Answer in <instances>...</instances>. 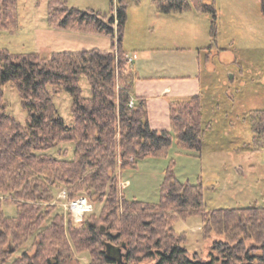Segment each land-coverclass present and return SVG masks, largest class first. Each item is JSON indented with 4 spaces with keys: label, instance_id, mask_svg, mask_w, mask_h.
<instances>
[{
    "label": "trees",
    "instance_id": "trees-1",
    "mask_svg": "<svg viewBox=\"0 0 264 264\" xmlns=\"http://www.w3.org/2000/svg\"><path fill=\"white\" fill-rule=\"evenodd\" d=\"M10 1L14 0H0L3 14ZM128 1L117 0L116 12L109 15L71 7L67 0L49 1L52 26L117 35L118 41L113 39L109 50L57 51L43 56L37 52L15 54L0 47V225L15 224L26 238L44 230H64V225L71 234L82 231L77 245L85 247L92 258L86 264H139V252L157 258L152 264H264V207L200 211L202 183L181 182L172 169L167 171L157 203L128 199L120 192L119 166L134 165L147 155L165 154L174 138L182 147L201 153L205 135L202 92L171 102V129L150 125L147 101L135 94L137 73L122 45ZM155 3L162 13L189 9L207 13L211 42L206 50L222 49L217 41L219 12L214 1ZM261 4L264 13V0ZM3 14L0 23L6 24L9 20ZM82 76L90 84L88 96L80 84ZM8 82L22 96L28 112L24 124L8 113L3 91ZM61 90L72 96L73 125L55 105L53 92ZM250 121L255 145L264 148V109L252 110ZM66 142L75 145L72 158L61 157L67 150L60 145ZM54 148L59 156L51 152ZM62 188L69 198L86 193L93 203L102 204L101 211L87 213L77 226L71 215L55 211ZM8 201L18 207L14 217L4 212L3 203ZM188 210L203 214L207 235L213 231L224 234L213 243L209 260L189 257L184 235L174 230L176 216L183 217ZM115 224L118 231L109 230ZM232 228L241 235H231ZM4 231L0 226V236ZM123 236L126 238L121 239ZM250 237L254 241L248 244Z\"/></svg>",
    "mask_w": 264,
    "mask_h": 264
},
{
    "label": "rangeland",
    "instance_id": "rangeland-1",
    "mask_svg": "<svg viewBox=\"0 0 264 264\" xmlns=\"http://www.w3.org/2000/svg\"><path fill=\"white\" fill-rule=\"evenodd\" d=\"M49 1H10L5 14L0 11L9 20L6 24L0 23V47L15 54L37 52L50 56L57 51L92 48L109 50L113 39L118 41L117 35L112 37L101 31L52 26L49 22ZM114 2L67 0L71 7L94 9L108 15L116 12L117 0ZM224 2H219L220 7L224 6ZM128 3L122 45L128 54H133L135 46H153L152 35L158 33L159 26L158 22L154 24L158 8L154 0H129ZM190 10L195 9L187 11ZM224 10V13L218 10L217 41L222 49L202 51L205 129L202 152L186 149L174 138L165 154L147 155L134 165L119 166V190L128 199L159 202L167 171L172 169L181 182L202 183L204 204L200 211L207 212L220 207H264V148L255 145V133L250 121L252 110L264 109V13L261 0H240L227 5ZM207 22L211 35L210 16ZM206 55L209 61L205 60ZM80 84L84 95H90V84L85 76H82ZM3 91L8 102V113L23 124L26 123L28 112L23 106L20 92L9 82L3 85ZM53 97L59 113L69 125H73L71 94L61 90L53 92ZM60 146L67 150L61 157L74 156L73 142ZM56 150L54 148L51 152L55 154ZM131 161H135V158ZM119 164H123L120 159ZM65 200L59 198L55 201L58 209L55 211L62 210L67 217L71 215L73 222L81 226L83 219H76L65 208ZM93 205L94 211L99 213L102 204L94 202ZM3 209L7 216L18 214V207L13 201L4 202ZM197 211L188 210L183 217L176 216L172 225L174 230L184 235L189 257L209 260L213 243L223 238L224 234L213 231L207 235L204 231V216ZM0 226L6 229L0 236V264H48V261H51L50 264H86L92 261L90 253L83 250L85 247L77 245L82 231L72 232L76 238L74 241L68 225H64V230L62 227L58 231L44 230L27 238L22 237L23 233L15 224ZM118 228L115 224L109 230L116 232ZM236 230L230 229V234L239 237L241 234ZM246 240L248 244L254 241L253 237ZM9 248L12 251H7ZM139 253V264H152L157 260L148 258L144 252ZM33 255L37 256L33 258Z\"/></svg>",
    "mask_w": 264,
    "mask_h": 264
},
{
    "label": "crops",
    "instance_id": "crops-1",
    "mask_svg": "<svg viewBox=\"0 0 264 264\" xmlns=\"http://www.w3.org/2000/svg\"><path fill=\"white\" fill-rule=\"evenodd\" d=\"M212 1L224 13L227 5L240 0ZM221 1H225L222 7ZM157 12L154 24L158 22L159 26L158 33L152 35L153 46H135L129 56L137 73L135 94L147 101L150 125L155 129H171V102L187 100L203 91L202 51L211 42L209 16L197 10ZM205 60L209 61V56Z\"/></svg>",
    "mask_w": 264,
    "mask_h": 264
},
{
    "label": "built area",
    "instance_id": "built-area-1",
    "mask_svg": "<svg viewBox=\"0 0 264 264\" xmlns=\"http://www.w3.org/2000/svg\"><path fill=\"white\" fill-rule=\"evenodd\" d=\"M129 60L133 61V58L129 56ZM131 159H133V157ZM58 198L66 199L63 202L65 208L68 209L69 212L72 213L74 217L76 219H79L80 221L84 218L87 213L92 212L94 210V205L92 201L88 198V196L84 194L74 198H69L68 191L64 189L60 191Z\"/></svg>",
    "mask_w": 264,
    "mask_h": 264
}]
</instances>
